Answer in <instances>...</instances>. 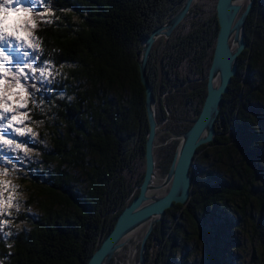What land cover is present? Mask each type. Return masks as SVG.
I'll use <instances>...</instances> for the list:
<instances>
[{
    "label": "trees",
    "instance_id": "trees-1",
    "mask_svg": "<svg viewBox=\"0 0 264 264\" xmlns=\"http://www.w3.org/2000/svg\"><path fill=\"white\" fill-rule=\"evenodd\" d=\"M185 1L43 0L41 8L27 15L35 22L27 40L37 45L41 63L51 62V83L34 97L28 95L35 91L31 87L24 92L11 88L20 95L9 101L26 100L21 111L40 133L36 143L24 138L40 163L32 164L30 180H21V192L38 214L28 219V229L10 226L4 231L7 238L0 236V264H87L137 197L148 132L141 51L150 34ZM216 3L199 0L150 52L146 77L158 126L167 133L163 143L169 133H186L203 106L218 33ZM244 31L246 48L220 104L219 130L212 143L198 148L189 199L166 211L156 225L146 244L145 264L175 263L164 249L170 253L177 238L185 236L183 221L192 225L204 248L205 264H225L233 243L224 230L239 228V220L249 223L264 264V0H255ZM177 144L171 141L157 152L163 174ZM231 150L241 159L239 167L233 166ZM232 205L241 215L236 223L228 215L215 217L217 206L224 211ZM151 246H161L155 258ZM177 264L186 263L182 258Z\"/></svg>",
    "mask_w": 264,
    "mask_h": 264
},
{
    "label": "water",
    "instance_id": "water-1",
    "mask_svg": "<svg viewBox=\"0 0 264 264\" xmlns=\"http://www.w3.org/2000/svg\"><path fill=\"white\" fill-rule=\"evenodd\" d=\"M196 1L198 0H186L180 11L154 30L143 44L139 74L145 89V112L148 123L143 181L137 197L119 214L112 231L92 254L87 264H110L114 255L128 245L126 237L144 225L143 233L138 240V261L135 264H145L146 244L152 230L162 221L166 211L174 205L187 203L192 184L190 169L195 154L201 146L212 143L216 130H219L220 121L217 120L220 104L223 96L228 93L232 78L237 74L236 61L246 46L244 26L254 0H217L218 33L206 78V97L191 128L179 138L171 140L178 141L173 160L165 177L158 185L156 184L159 159L155 149L159 126L156 121L155 98L146 77V65L155 43L161 38L168 39L171 36L188 16ZM244 2L246 6L242 9ZM155 191H163V194L154 197L152 193Z\"/></svg>",
    "mask_w": 264,
    "mask_h": 264
},
{
    "label": "rangeland",
    "instance_id": "rangeland-1",
    "mask_svg": "<svg viewBox=\"0 0 264 264\" xmlns=\"http://www.w3.org/2000/svg\"><path fill=\"white\" fill-rule=\"evenodd\" d=\"M215 0H210V3H213ZM5 0H0V3H4ZM199 2L196 1L195 5ZM255 3V0H254ZM253 3V5H254ZM217 4V3H216ZM194 5V6H195ZM193 6V8H194ZM246 6V2L243 4L244 9ZM216 7V6H215ZM253 7V6H252ZM192 8V9H193ZM191 9V10H192ZM242 11V10H241ZM5 13L0 12V19L4 18ZM186 19V18H185ZM184 19V20H185ZM183 20V21H184ZM182 21V22H183ZM6 24L9 27V30L12 29L14 23L11 19V15L7 14ZM167 22V21H165ZM181 22V23H182ZM180 23V24H181ZM155 46V45H154ZM153 46V47H154ZM246 48V46H245ZM244 48V50H245ZM153 49V48H152ZM243 50V51H244ZM212 61V60H211ZM211 65V64H210ZM210 68V67H209ZM209 71V69H208ZM45 75L49 78L48 73L46 72ZM208 75V74H207ZM207 78V76H206ZM47 88H50L47 86ZM20 100V97H19ZM18 100V101H19ZM179 100V99H178ZM26 101V100H25ZM18 108V105L13 107V109ZM156 108V103H155ZM21 109H26V106ZM21 109H19V113H23L24 115L20 116V121L13 122L16 127H21L26 129H31V132L27 134L28 138L31 136V143H36L37 140L40 139V133L38 130L33 126V122L30 121V119L27 117L26 112H22ZM18 113V115H19ZM156 114V111H155ZM157 121V119H156ZM219 126V124H218ZM220 127V126H219ZM166 133L165 130L161 129L159 127V130L156 134V149L155 151L158 152L159 148L162 145H166L171 142L173 138H179V136H175L172 133H169V138L166 142H161L162 136H164ZM24 138L26 140V136L20 137L18 134L15 137V140L17 142L24 141ZM178 142V141H176ZM9 146L5 145V150L8 149ZM13 151L10 153L12 157H23L22 160H20L19 163L15 159H13L11 164H7L6 167L0 165V201H7L9 197L12 198L11 204H0V208H6V212H0V222H3L2 225H0V231L4 232L8 227L11 226L12 228H18L19 230H22L24 228L28 229V219L30 218H36L38 213L36 206L30 207L28 205V199L24 193L21 191L23 190V184L21 183V180H30L31 178V172L30 168L32 167L33 163H40V158H36L35 150L31 147V144H29L27 141L25 143L21 144V147L19 149H15L14 145ZM210 155L213 153V149H209ZM209 153V152H208ZM215 153V151H214ZM237 153L233 152L231 150V161L233 162V166L239 167L241 164V159L236 155ZM159 162V160H158ZM212 164V163H210ZM13 165L15 167H13ZM208 165V164H207ZM220 167V166H219ZM219 169L221 172L225 171L223 167H220ZM7 169V174L5 173ZM215 170H218L216 168ZM78 178H81L80 173H75ZM166 174H163L160 169L158 168L157 171V179L156 184H159V181L162 180L165 177ZM82 179V178H81ZM14 186V187H13ZM163 194V191H158L156 193H152V196L158 197ZM18 205V206H17ZM13 211L16 212V214L13 213ZM25 215V216H24ZM228 215V217L232 220L233 223L237 222V219L239 220L241 218V215L235 211V205L229 206L224 211L220 208V206H217L215 208V217L218 216L220 218H224V216ZM24 216V217H22ZM214 217V218H215ZM264 218V214L262 215ZM18 218V219H16ZM219 218V223H220ZM25 220V221H24ZM221 220V221H222ZM170 222L168 218H166V226ZM18 223V224H16ZM160 223V222H159ZM158 224V223H157ZM156 224V225H157ZM183 229L185 230L186 234H181L177 238L176 245H174L173 250L168 253L166 249H164L165 253L164 255L167 256H173V260L175 261L174 264H177V262L183 258V261L186 264H205L208 262L206 252L202 245L196 240L195 234H193V228L192 225L188 221H183ZM239 225V228L231 229L225 228V237H230V240H232V248H230L229 253L225 255L223 258V262L225 264H261V258H260V247L258 245L257 240L252 236L251 229L249 227V223H242L237 222ZM156 227V226H155ZM154 227V228H155ZM10 229V230H11ZM154 230V229H153ZM152 230V232H153ZM143 233V231H142ZM141 233V234H142ZM9 234V232H8ZM152 234V233H151ZM8 236V235H7ZM141 236V235H140ZM139 236V238H140ZM221 236V234H220ZM138 238V240H139ZM149 239V238H148ZM138 240H132L130 244H128L126 247H124L119 253H116L111 260L110 264H127V260L132 255V258L134 259L133 262L137 263L138 261ZM161 246H151L149 250V254L152 256V258H155L157 254L160 253ZM147 251V246H146ZM145 252V257H146ZM191 254V255H190ZM190 255V256H189Z\"/></svg>",
    "mask_w": 264,
    "mask_h": 264
},
{
    "label": "snow or ice",
    "instance_id": "snow-or-ice-1",
    "mask_svg": "<svg viewBox=\"0 0 264 264\" xmlns=\"http://www.w3.org/2000/svg\"><path fill=\"white\" fill-rule=\"evenodd\" d=\"M41 6L42 0H5L4 3H0V12L5 13L4 18L0 19V165L5 167L7 164H11L13 159L17 163L23 159V157L10 155L14 150L13 145L15 149H19L21 144L25 143V141L17 142L15 140L17 134L24 137L31 132V129L25 130L16 127L13 123L20 121V116L24 115L19 113V109L26 106V101L21 96L18 101V108L13 109L10 106L9 96L20 95V93H12L10 89L19 88L21 92H24L28 87H31L35 91L29 92L28 95L34 97L36 92H40L46 84L51 83L45 73L52 75L51 62L43 61L41 63L39 61V53L36 51L37 45L29 43L28 40L19 35V32L23 30L31 36L28 29L30 26L35 27V22L25 18L9 30L5 21L9 10L15 13H23L27 17L29 13L37 11ZM9 73H11V79H9ZM29 81L32 83L29 84ZM5 145L9 146L7 150L4 148ZM13 167L15 166L13 165ZM3 174H7V169ZM11 203V197L7 201H0V204ZM6 211V208H0V212ZM2 223L0 222V225ZM7 235L8 233L0 231V236L5 239Z\"/></svg>",
    "mask_w": 264,
    "mask_h": 264
},
{
    "label": "bare ground",
    "instance_id": "bare-ground-1",
    "mask_svg": "<svg viewBox=\"0 0 264 264\" xmlns=\"http://www.w3.org/2000/svg\"><path fill=\"white\" fill-rule=\"evenodd\" d=\"M244 4V3H243ZM230 43H231V41H230ZM156 192H158V191H155V192H153V194L154 193H156ZM144 227H145V225L144 226H142V227H140V228H138V230H136L134 233H131V234H129L127 237H126V240H127V243L128 244H130V242L132 241V240H138V238H139V236L141 235V233H142V231L144 230ZM133 258H132V255L129 257V259L127 260V264H135V262H133Z\"/></svg>",
    "mask_w": 264,
    "mask_h": 264
}]
</instances>
